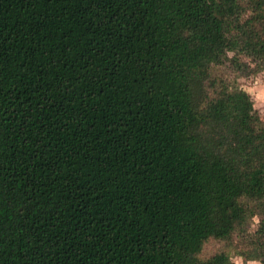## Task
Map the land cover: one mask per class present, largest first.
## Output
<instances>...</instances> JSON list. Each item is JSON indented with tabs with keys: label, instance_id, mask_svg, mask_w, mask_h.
<instances>
[{
	"label": "trees",
	"instance_id": "1",
	"mask_svg": "<svg viewBox=\"0 0 264 264\" xmlns=\"http://www.w3.org/2000/svg\"><path fill=\"white\" fill-rule=\"evenodd\" d=\"M263 70L264 0H0V264H264Z\"/></svg>",
	"mask_w": 264,
	"mask_h": 264
},
{
	"label": "rangeland",
	"instance_id": "2",
	"mask_svg": "<svg viewBox=\"0 0 264 264\" xmlns=\"http://www.w3.org/2000/svg\"><path fill=\"white\" fill-rule=\"evenodd\" d=\"M238 85L247 91L254 100L255 107L258 110L259 115L264 120V70L254 72L248 76L237 78ZM252 229L255 230L258 225V219L254 220ZM222 246L217 241H210L205 246L203 251L204 256H210L218 251ZM235 264H261L259 261H245L242 257L237 255L233 256Z\"/></svg>",
	"mask_w": 264,
	"mask_h": 264
}]
</instances>
